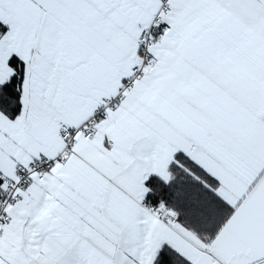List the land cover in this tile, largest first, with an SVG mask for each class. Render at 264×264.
<instances>
[{"label":"snow or ice","instance_id":"1","mask_svg":"<svg viewBox=\"0 0 264 264\" xmlns=\"http://www.w3.org/2000/svg\"><path fill=\"white\" fill-rule=\"evenodd\" d=\"M0 264H264V0H0Z\"/></svg>","mask_w":264,"mask_h":264}]
</instances>
